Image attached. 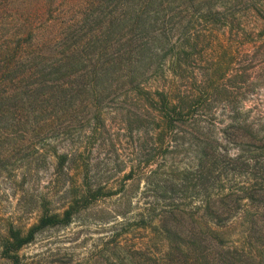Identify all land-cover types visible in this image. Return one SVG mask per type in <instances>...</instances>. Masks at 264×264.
Segmentation results:
<instances>
[{
    "label": "trees",
    "instance_id": "1",
    "mask_svg": "<svg viewBox=\"0 0 264 264\" xmlns=\"http://www.w3.org/2000/svg\"><path fill=\"white\" fill-rule=\"evenodd\" d=\"M245 16L264 25V0H78L65 5L39 0L34 6L28 0H0V175L35 166L39 146L88 125L96 131L101 109L130 94L134 107L140 102L154 110H128L122 124L155 122L159 142L170 144L184 107L173 96L175 87L164 92L146 85L160 74L181 76L195 64L198 46L212 43L226 28H241L239 18ZM200 152L197 170L186 167L174 179L181 197L196 188L189 174L200 179L215 173L210 166L219 163L217 154ZM55 156L62 171L69 155ZM133 172L126 178L136 177ZM158 175L151 171L145 180ZM204 180L215 188L217 177ZM177 191L171 185L163 191L168 196L156 195L169 203L156 214L151 208L149 221L139 224L158 236L162 255L126 248L115 239L105 249L104 264H264V209H233L225 204L235 197L232 192L206 196L200 207L175 205ZM105 194L87 189L63 213L42 212L26 231L8 225L1 259L26 264L19 252L37 234L69 225L74 215L110 195ZM191 194L197 198L198 193ZM263 197L264 191L250 190L236 200L254 205ZM235 212L240 221L229 223Z\"/></svg>",
    "mask_w": 264,
    "mask_h": 264
},
{
    "label": "rangeland",
    "instance_id": "2",
    "mask_svg": "<svg viewBox=\"0 0 264 264\" xmlns=\"http://www.w3.org/2000/svg\"><path fill=\"white\" fill-rule=\"evenodd\" d=\"M38 1L28 0L31 6ZM56 2L65 5L78 0ZM239 22L241 28L231 32L226 28L217 33V41L198 46L195 64L181 76L160 74L146 85L164 92L175 87L173 96L184 107L170 144L159 142L155 122L141 127L122 124L128 110H154L140 102L134 107L130 94L126 101L101 109L96 131L88 125L39 146L35 166L0 175V242L8 225L26 231L42 212L63 213L87 189L100 188L110 195L74 215L69 225L37 234L19 252L24 263L104 264L105 249L115 239L126 248L150 249L159 257L164 247L158 236L139 224L149 221L151 208L154 214L165 208L169 202L155 196H168L163 191L171 185L178 189L175 205L200 207L206 196L232 192L235 197L225 199V204L233 209L263 210L264 201L251 205L236 200L244 191H264V25L246 16ZM203 150L219 157L215 160L219 163L210 166L215 173L206 172L200 179L189 174V182L197 185L183 198L174 179L186 167L196 171L197 155ZM55 153L69 155L62 171ZM131 170L136 177L126 178ZM151 171L159 175L145 180ZM214 177L217 184L212 189L204 179ZM194 192L198 194L193 200ZM239 215L235 212L229 223L240 221ZM0 264H8L1 255Z\"/></svg>",
    "mask_w": 264,
    "mask_h": 264
}]
</instances>
